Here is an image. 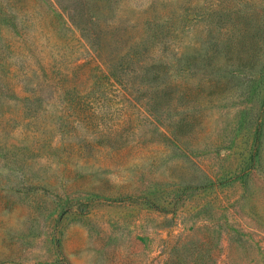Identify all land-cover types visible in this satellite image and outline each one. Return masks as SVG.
Returning <instances> with one entry per match:
<instances>
[{
  "label": "rangeland",
  "instance_id": "1",
  "mask_svg": "<svg viewBox=\"0 0 264 264\" xmlns=\"http://www.w3.org/2000/svg\"><path fill=\"white\" fill-rule=\"evenodd\" d=\"M0 264H264V0H0Z\"/></svg>",
  "mask_w": 264,
  "mask_h": 264
}]
</instances>
